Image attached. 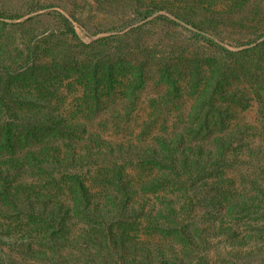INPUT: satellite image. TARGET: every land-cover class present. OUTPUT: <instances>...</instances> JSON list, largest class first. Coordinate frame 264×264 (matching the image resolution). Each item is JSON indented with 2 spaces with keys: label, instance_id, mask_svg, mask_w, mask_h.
Instances as JSON below:
<instances>
[{
  "label": "trees",
  "instance_id": "obj_1",
  "mask_svg": "<svg viewBox=\"0 0 264 264\" xmlns=\"http://www.w3.org/2000/svg\"><path fill=\"white\" fill-rule=\"evenodd\" d=\"M164 11L156 4L139 7L135 17L106 31L118 35L132 25L166 18ZM54 14L67 42L82 43L76 18ZM0 19L12 20L4 13ZM195 38L231 55L204 30ZM64 59L73 62L67 55ZM81 67H87L90 80L86 90L98 101L81 107L84 115L38 106L30 89L12 93L9 100L0 94V218L29 222L35 229L34 237H20L19 223L0 222L1 264H190L192 256L205 264L197 239L200 222L212 226L215 214L252 199L264 220V116L254 126L232 131L225 114L241 106L246 91L254 88L229 90L217 82L195 104L198 116L171 131L168 120L157 115L162 105L151 103L152 114L140 124L132 117L136 104L99 102L103 89H114L124 77L107 70L102 58H89ZM130 76L136 93L144 73ZM246 166L255 170L249 181L254 195L235 196L230 174ZM151 195L157 199L151 207L155 216L140 203ZM145 218L173 231L171 242H180L182 250L173 243L167 255L140 249L126 227ZM255 253L257 263L264 264V247Z\"/></svg>",
  "mask_w": 264,
  "mask_h": 264
},
{
  "label": "rangeland",
  "instance_id": "obj_2",
  "mask_svg": "<svg viewBox=\"0 0 264 264\" xmlns=\"http://www.w3.org/2000/svg\"><path fill=\"white\" fill-rule=\"evenodd\" d=\"M151 4L166 8V18L132 25L118 35L107 33L135 17L137 8ZM54 11L76 18L82 43L67 42ZM0 13L12 18L0 19V94L7 95L6 100L12 93L30 89V98L38 106L84 115L82 108L98 101L86 90L90 80L87 67L81 66L97 57L104 60L107 70L124 74L114 89L105 87L97 99L109 106L136 104L132 117L140 124L152 114L150 104L156 103L162 105L157 115L168 120L171 131H180L184 121L198 116L195 104L208 97L217 82L229 90H255L246 91L241 106L225 111L232 131L254 126L264 116V0H0ZM198 30L222 42L231 55L197 40ZM98 39L106 41L92 43ZM65 55L73 62L64 59ZM138 72L144 73V79L140 90L133 93L137 83L130 74ZM249 167L230 174L235 196L254 195L249 192V181L254 180L255 170ZM156 202L154 195L140 201L149 216L156 215L157 210H151ZM257 203L252 199L245 206L215 214L212 226L199 223L198 247L207 257L205 264H259L253 255L264 247V220L252 205ZM147 218L126 227L140 249L153 253L160 249L167 255L173 243L175 250H182L180 242H171L176 237L173 231ZM0 222L11 223L7 218ZM17 223L22 229L20 237H34L29 222L22 225L14 219L11 224ZM188 260L200 264L193 256Z\"/></svg>",
  "mask_w": 264,
  "mask_h": 264
}]
</instances>
